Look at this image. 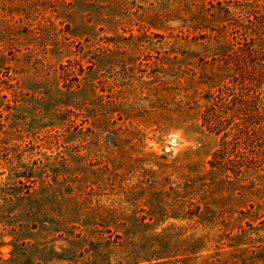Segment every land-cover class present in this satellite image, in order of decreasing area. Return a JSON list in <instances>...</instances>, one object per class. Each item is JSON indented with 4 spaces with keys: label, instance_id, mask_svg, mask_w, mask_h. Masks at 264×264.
<instances>
[{
    "label": "rangeland",
    "instance_id": "374dc122",
    "mask_svg": "<svg viewBox=\"0 0 264 264\" xmlns=\"http://www.w3.org/2000/svg\"><path fill=\"white\" fill-rule=\"evenodd\" d=\"M262 77L264 0H0V264H264L263 158L203 119Z\"/></svg>",
    "mask_w": 264,
    "mask_h": 264
},
{
    "label": "trees",
    "instance_id": "16d2710c",
    "mask_svg": "<svg viewBox=\"0 0 264 264\" xmlns=\"http://www.w3.org/2000/svg\"><path fill=\"white\" fill-rule=\"evenodd\" d=\"M264 78L257 82L249 80L258 86L264 85ZM233 87L226 85L218 88L217 93L211 95L210 103L206 107L203 119L206 126L211 128L216 134L221 136V145L212 154L211 165H222L226 159L231 157L233 151L242 152L243 157L237 161L235 173L239 174L246 166L247 168L257 167L258 161L263 158L264 150L248 149L239 146L244 139L245 142L255 139V134L264 132V91L259 88L257 93L251 89H245L234 82ZM262 85V86H263ZM230 145H233L231 147ZM246 148V149H245ZM233 150V151H232ZM243 165V168H242Z\"/></svg>",
    "mask_w": 264,
    "mask_h": 264
}]
</instances>
